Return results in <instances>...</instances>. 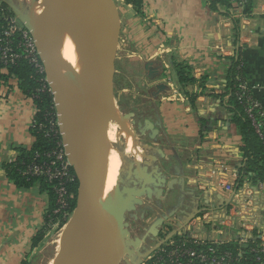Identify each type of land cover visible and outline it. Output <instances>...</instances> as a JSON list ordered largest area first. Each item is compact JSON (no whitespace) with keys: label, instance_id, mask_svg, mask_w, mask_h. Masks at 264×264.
Listing matches in <instances>:
<instances>
[{"label":"crops","instance_id":"obj_1","mask_svg":"<svg viewBox=\"0 0 264 264\" xmlns=\"http://www.w3.org/2000/svg\"><path fill=\"white\" fill-rule=\"evenodd\" d=\"M119 1L126 35L117 42L124 53L115 58L128 67H114L113 72L125 77L120 91L127 90L135 108L152 112L143 118L145 155L155 160L139 162L147 167L145 178L157 184H147L151 196L143 192L145 198L136 207L143 208L146 225L158 224L156 234L164 240L170 235L162 232L170 227L172 234L183 227L191 230V218L210 208L215 224L228 226L222 234L207 222L204 237L224 238L228 229V239L264 242V182L244 181L236 187L241 135L231 121L227 95L221 96L230 57L239 50L250 96L264 109V0H243L242 7H233L239 20L237 39L231 17L223 9L211 10L205 0H142L140 10ZM178 66L190 68L192 83L178 80ZM35 113L32 97L16 79L0 80V264L27 261L52 229L46 223L48 191L39 182L17 187L3 173L21 149L34 144ZM171 159L183 163L167 165ZM40 230L44 237L32 247Z\"/></svg>","mask_w":264,"mask_h":264},{"label":"bare ground","instance_id":"obj_2","mask_svg":"<svg viewBox=\"0 0 264 264\" xmlns=\"http://www.w3.org/2000/svg\"><path fill=\"white\" fill-rule=\"evenodd\" d=\"M41 1H43V6L36 14L37 24H34V32L39 40L40 48L48 56H52V61L49 64V77L57 85V90L66 88L75 98H77V89L72 79L74 70L79 73L86 84L84 103L71 115L69 122L80 133L83 129L90 132L89 142L95 165L91 176V185L95 190L103 219V259L106 260L119 255L124 249L123 245H117L118 243L112 235L120 233L117 213L122 207V195L118 190V181L111 165L109 134L104 131L105 122L94 107L95 95L102 96L104 94L105 97L103 96L100 104L107 106H110L109 99L112 98V95L105 92L104 80L98 73L101 71V67L96 66L99 62V51L96 52L88 69L86 46L82 39L84 33L92 35L96 30L95 24L98 22V15L96 14L95 0H87L83 22L80 19L72 18L75 34L70 26L69 18L72 15L71 9L74 11L80 6L77 0ZM83 16L84 12L81 18ZM94 68L97 72L94 71ZM111 105L114 106L113 102ZM119 116L117 110L111 114L115 120H119ZM131 135L133 136L132 133ZM132 143L134 141L127 135L125 145L129 146ZM89 242L90 229L84 223L81 208L77 207L59 232V252L52 264H86Z\"/></svg>","mask_w":264,"mask_h":264},{"label":"rangeland","instance_id":"obj_3","mask_svg":"<svg viewBox=\"0 0 264 264\" xmlns=\"http://www.w3.org/2000/svg\"><path fill=\"white\" fill-rule=\"evenodd\" d=\"M5 2L9 8L13 11L14 17L19 20L20 14L22 16L30 17L34 20V23L37 24L36 14L39 9L43 6V1L41 0H2ZM111 6V23L107 29L105 39L100 48V64L96 66H101L100 75L104 80V88L105 92H108L109 95L113 97L109 99L110 106L105 104H100L102 101L103 94L94 96V107L96 111L99 112L100 116H104L106 118V126L104 131L109 134V141L111 146V165L113 172L119 180V183L122 187H131L133 186L134 176L129 173V164L134 160H142L144 161L145 157H141V154H145V145L147 142V134L146 129L144 128V117L145 115L151 116L152 112H146V109L143 106H137L135 108V100L129 96L127 90H122L123 94L120 91V86L126 84V79L123 75L114 73V67L126 68L127 65L124 66L120 61H116L117 56L123 54V49L119 48L117 42L122 35L123 39H125L126 33L122 29L124 28V20L122 18L121 12L123 11L122 2L119 0H109ZM77 3L80 4L79 8L76 10H72L71 8V17L69 18L70 26L75 34L74 24L72 18L74 20H82L86 15V4L87 0H77ZM122 10V11H121ZM84 12V16L81 18ZM12 14V15H13ZM99 20V18H98ZM34 37L36 33L34 32ZM121 40V39H120ZM50 56V55H49ZM52 56H50L51 59ZM121 64V65H120ZM95 66V68H96ZM94 68V71L97 72ZM51 91L54 94V89L51 87ZM97 97V99H96ZM109 97V96H108ZM111 97V96H110ZM107 99V98H106ZM113 99V100H112ZM108 100V99H107ZM114 104L112 106L111 104ZM112 108V109H111ZM119 112V120L113 119L111 114L113 112ZM110 114H109V112ZM101 112V113H100ZM130 115V117L125 120L123 117L126 115ZM133 134V136L131 135ZM129 135L130 139L134 141V143L129 146L125 145V138ZM179 165L183 163L181 159L169 160L166 162L169 165L172 162ZM184 161V160H183ZM142 179V178H141ZM140 180L137 181L136 189L140 188ZM124 196V194H123ZM144 193L140 197L141 201L144 200ZM135 209L133 211H125L124 213V226L123 228L128 230L129 237L123 238L121 233L118 235L112 234L114 240L118 243L119 246H124L122 252L119 255L112 258V262H117V264H152L157 263L155 258V252L165 241V239H161L160 227L158 224L153 222L152 225H146L145 217L143 215V208L137 209L140 204L135 203ZM137 207V208H136ZM70 216V215H69ZM68 216V217H69ZM139 217V218H138ZM63 225L61 226H53L50 232L46 235L44 242L40 245V247L27 259V264H52L53 260L56 257V254L59 252V244H58V236ZM163 227L162 231H164ZM170 231L173 229L170 227ZM162 232L165 236L171 235V232ZM160 234V235H159ZM159 235V236H158ZM139 239L140 243L138 245H134L133 242ZM159 264V263H157Z\"/></svg>","mask_w":264,"mask_h":264},{"label":"built area","instance_id":"obj_4","mask_svg":"<svg viewBox=\"0 0 264 264\" xmlns=\"http://www.w3.org/2000/svg\"><path fill=\"white\" fill-rule=\"evenodd\" d=\"M230 1L234 8H240L243 5V0ZM0 17L4 21L0 25V65L3 69L7 65L14 64L17 60L23 58L28 60L38 72H44V62L37 49L33 29L28 28L25 21H22L20 18L17 20L14 14L10 15L5 10H1ZM14 33L19 38L18 43L15 45L10 37ZM41 81L43 84L40 90L48 88L52 93L46 77L41 79ZM241 90H247L245 83L241 85ZM247 99L251 104L247 107L246 111L252 118L258 134L264 137L259 129V126L264 124V109L258 102L252 99L250 94H248ZM55 106L56 103L53 96L52 107L54 111L48 120V128L45 133L47 136H57L59 140L55 148L44 153V160H39L40 154L35 153L34 158L25 167L22 174L28 177H43L52 184L56 204L53 213H61L63 218L70 215L68 207L72 192L68 189V185L76 180V177L68 158L69 153L66 144L62 139ZM254 109L258 110L257 114L260 116L258 122L254 118ZM35 126L39 129L45 127V125L37 124L33 120L32 128ZM224 187L227 191L231 189L228 184H224ZM207 222H211V227L219 230L222 234L224 228L228 226L226 222L215 224L216 222L212 218L210 208H206L200 212L198 217L191 218L188 224L191 230L183 227L175 233H171L172 235L162 242L155 252L156 262L159 264H236L241 261L247 251L252 253L264 252L263 241H249L243 236L237 238H232L231 236L228 239V229L225 230L224 238L204 237L202 227ZM48 226L51 228L55 227L57 226V222L48 223ZM228 245H231L233 250L224 248V246ZM256 257L257 260L260 259L259 256Z\"/></svg>","mask_w":264,"mask_h":264},{"label":"trees","instance_id":"obj_5","mask_svg":"<svg viewBox=\"0 0 264 264\" xmlns=\"http://www.w3.org/2000/svg\"><path fill=\"white\" fill-rule=\"evenodd\" d=\"M133 4L134 8L140 10L142 0H126ZM207 6L211 10L219 11L223 9L222 14L230 16L234 25V36L237 39L239 30V20L233 16V4L230 0H205ZM1 10H5L8 14L12 15L13 11L5 2H0V16ZM4 21L0 17V25ZM11 40L13 44L19 41L17 34H12ZM241 53L236 51L230 57V65L228 67L224 91L221 94L227 95L228 110L231 112V121L238 128L241 135L240 151L242 160L237 166L236 187H239L244 181L252 183L264 182V144L261 135L258 134L253 124L252 118L247 113L246 109L250 106L247 99L250 94L249 89L246 91L241 90V85L245 83V76L243 72ZM3 67L0 65V70ZM178 80L181 83H192L194 80L190 76V68L188 66L177 67ZM46 77L45 72H38L34 66L26 59H19L14 64L5 67V73L0 71V80L14 78L18 81L20 89L27 95L32 97L36 106V113L34 120L37 124L45 125L44 128L39 129L37 126L32 128L35 142L30 149H21L17 159L13 162L7 163L3 166L4 175L11 180L17 187H30L35 182H39L41 187L48 191L50 196V206L46 212V223H55L57 226L64 225L68 220V216L62 218V214H54L53 210L56 207L55 195L52 189V184L43 177H28L22 174L25 167L32 161L35 153L40 154L39 160H44V153L55 148L59 137L47 136L45 131L48 128V120L53 114V95L48 88L40 90L43 82L41 79ZM246 84V83H245ZM126 84L120 86L124 87ZM258 110L254 109L255 121L258 122L260 116L257 114ZM260 132L264 136V124L259 126ZM77 180L69 183L68 189L72 192V197L69 199L68 212L71 214L76 207L77 195ZM44 237V230H40L32 239V247H36ZM233 250L231 245L224 246ZM256 256L260 259L257 260ZM248 264H264V252L252 253L247 251L240 262ZM22 264H27V261Z\"/></svg>","mask_w":264,"mask_h":264},{"label":"water","instance_id":"obj_6","mask_svg":"<svg viewBox=\"0 0 264 264\" xmlns=\"http://www.w3.org/2000/svg\"><path fill=\"white\" fill-rule=\"evenodd\" d=\"M96 14L98 15V22H96V30L92 35L83 34L82 39L85 41V51L87 56V67L93 61V58L97 51H99V64H100V48L105 39V35L108 27L111 23V6L109 0H95ZM22 21L26 22L28 28L33 29L34 32V20L30 17L19 15ZM36 44L39 54L44 62V72L46 79L49 82L50 87L54 89V100L56 103L55 109L57 111V119L59 128L62 133V139L66 144L68 150V158L70 160L72 170L75 174L78 187L76 195V207L81 208L84 223L90 229V242L89 250L87 254L86 264H117L112 262V258L103 259V248H104V226L103 219L100 211V207L96 198V193L91 185V176L94 171V160L93 153L90 146V132L87 129H83L78 132L69 120L71 115L76 112L84 103L85 99V88L86 84L83 82L81 76L77 71L74 70L72 73L73 84L77 89V98H75L66 88L58 89L57 85L51 80L48 75L50 69V62L52 61L48 54L39 46V40L37 37ZM101 67V66H100ZM113 97V96H112ZM101 113V112H100ZM131 114L124 116L127 120ZM102 120L106 124V118L101 116ZM107 131V126H106ZM156 133L155 131L153 134ZM135 134V133H133ZM141 157H147L148 159L155 160L154 156H146L144 153ZM147 167H140V162L134 160L129 164V173L134 176L133 186L122 187L118 180V190L121 197L122 207L117 213V224L123 238H128L129 232L124 229V213L125 211H133L135 209V203H141V194L147 193V197L151 196L152 188L148 187L147 184H157L154 178H145V171ZM142 178V179H141ZM140 180V188L136 189L137 181ZM162 184L165 183L164 179L160 181ZM124 194V196H123ZM158 194H162V190L158 191ZM140 243L139 239H136L133 244L136 246Z\"/></svg>","mask_w":264,"mask_h":264}]
</instances>
